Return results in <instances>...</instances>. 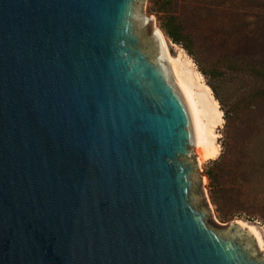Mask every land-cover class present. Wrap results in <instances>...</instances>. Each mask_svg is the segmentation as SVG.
Segmentation results:
<instances>
[{"label": "water", "instance_id": "water-1", "mask_svg": "<svg viewBox=\"0 0 264 264\" xmlns=\"http://www.w3.org/2000/svg\"><path fill=\"white\" fill-rule=\"evenodd\" d=\"M144 6L0 0V264H264L209 223Z\"/></svg>", "mask_w": 264, "mask_h": 264}, {"label": "rangeland", "instance_id": "rangeland-1", "mask_svg": "<svg viewBox=\"0 0 264 264\" xmlns=\"http://www.w3.org/2000/svg\"><path fill=\"white\" fill-rule=\"evenodd\" d=\"M150 5V0H145L148 36H151L154 25L159 27L157 16L149 11ZM180 5L181 19L197 42L196 59L199 64L207 70L218 66L222 73H226L225 77L218 76L214 80L224 100V107L219 104L223 121L213 128L211 115L201 109L208 131L207 143L219 146L217 157L222 155L224 160L230 159L223 164L224 172L230 170V174L236 175L235 178L242 179L243 185L237 194L249 200L247 206L251 205L252 198H257L261 201L260 207L264 208V103L254 96L255 90L264 85V80L253 78L248 68L240 71L228 61L225 62L226 57L229 60L239 55L247 64L264 68V0H181ZM166 40L170 55L198 100L204 92V85L209 86V79L200 72L198 64L184 49ZM166 63L171 73V65L168 61ZM235 71H238L237 76L233 75ZM173 76L175 78L174 73ZM225 108L233 111L230 120L224 116ZM213 134L217 137L214 138ZM196 149L193 146L192 155L198 163ZM209 160L205 159L199 166L202 181L197 184V192L201 205L209 210V223L225 228L224 225L230 221L223 222L219 218L217 207L210 199L209 179L205 175ZM223 180H226L225 175ZM244 211L233 220L255 226L264 240V222L260 218L246 220L245 214L253 209L246 208ZM256 245V251L261 255L264 251Z\"/></svg>", "mask_w": 264, "mask_h": 264}, {"label": "trees", "instance_id": "trees-1", "mask_svg": "<svg viewBox=\"0 0 264 264\" xmlns=\"http://www.w3.org/2000/svg\"><path fill=\"white\" fill-rule=\"evenodd\" d=\"M181 0H150V13L157 16L159 28L164 33L165 37L172 43L179 45L184 51L191 56L198 64L200 72L209 79L208 85L211 88L214 97L219 102L221 107H224V100L221 96L217 85L214 80L218 77H225L226 73H222L218 66H214L207 70L202 67L197 57V42L191 32L188 31L184 25L180 10ZM233 65L236 69L245 70L249 69L250 74L257 80H264V68L258 67L255 64H247V61L239 55H236L234 59L226 57L225 62ZM232 70V69H231ZM238 71L233 73L237 76ZM255 97L261 103H264V85L254 92ZM224 116L230 120L233 116V111L230 109H224ZM224 160V157L220 155L216 159L209 160V166L206 169L205 175L209 179V193L212 203L217 207L219 218L223 222H229L236 216H241L246 208H252L253 211L249 214H245L246 220H253L260 218L264 222V208L260 207V199L252 198L250 200L251 205L247 206L248 199L238 195V191L243 185L242 179L235 178V174L231 173L230 170L224 172L223 164L228 162ZM225 175V179L223 177ZM242 183V184H241ZM228 184V185H227Z\"/></svg>", "mask_w": 264, "mask_h": 264}, {"label": "bare ground", "instance_id": "bare-ground-1", "mask_svg": "<svg viewBox=\"0 0 264 264\" xmlns=\"http://www.w3.org/2000/svg\"><path fill=\"white\" fill-rule=\"evenodd\" d=\"M152 34L157 37L161 58L165 62L168 61L171 65V73L173 71L175 78L173 73L172 75L170 73V75L173 76L172 79L188 108L192 122L193 146L197 148L196 150L199 154V161L197 163L199 167L205 159H213L219 155V146L216 144L208 145L207 143L208 131L202 120L203 110L205 113L211 115L213 128L218 127V124L223 121L222 112L219 109V103L214 97L211 88L207 85H204V92L199 96L198 100L195 99L188 80L183 76L182 71L177 68L175 60L170 55L169 46L164 33L157 25H154L152 28ZM199 103L202 105L200 106ZM213 137L216 138L217 136L213 134ZM237 222L249 231L255 240V243L264 251V240L259 230L255 226L248 225L241 220H237Z\"/></svg>", "mask_w": 264, "mask_h": 264}]
</instances>
